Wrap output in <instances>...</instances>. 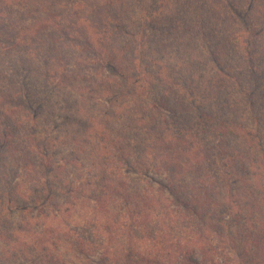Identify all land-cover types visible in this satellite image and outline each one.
I'll use <instances>...</instances> for the list:
<instances>
[{"label": "trees", "instance_id": "obj_1", "mask_svg": "<svg viewBox=\"0 0 264 264\" xmlns=\"http://www.w3.org/2000/svg\"><path fill=\"white\" fill-rule=\"evenodd\" d=\"M29 1L0 0V54H9L27 39V34H37L40 26L51 22L42 14L31 24L24 22L23 15L17 18L14 6ZM73 7L85 9L78 1ZM228 9L230 17H234L233 3H228ZM84 21L76 18L75 26ZM88 29L86 36L91 35V39L87 42L100 47L96 53L101 52L97 57L101 66L92 72V79L84 77L93 84L90 97L84 95L87 88L71 87L83 96L76 106L65 108L69 112L67 122L75 127L73 132L61 130V134L51 133L47 139L35 140L31 131L25 145L23 141L18 143L16 133L28 125L35 103L30 100L35 96L28 83L15 80L12 74L9 79L7 70L0 71V179L7 184L3 189L0 184V189L12 197L36 190L39 197L34 200L37 212L28 211L29 215L22 216L19 225L12 228L4 219L10 218L13 207L10 205L5 214L3 203L0 227L5 234L1 232L0 237L8 239L5 245L9 252L5 255L28 259L39 252L48 260L67 253L76 257L73 264H83L82 257H97L100 264H264V204L258 202L263 205V214H259L261 218L255 220L254 226L257 202L252 192L233 188L231 174L224 170L216 171L218 181H212V154L198 145L205 141L200 134L206 132L240 136L249 145L264 148V128L260 123L264 119L254 116L252 122H242L247 117L239 115V120L234 116L218 124L209 121V125L206 120L213 115L198 112L195 103L186 108L188 103L180 96H156L153 82L147 83L156 78L158 71L153 70L152 63L139 69L137 48L127 65L123 51L128 46L111 45L110 24L95 28L91 25ZM127 33L135 41L140 32ZM250 33L249 28L232 31L227 42L238 49L247 47ZM221 45L217 44L216 49ZM187 69L192 71L191 66ZM263 69H245L249 70L243 91L248 107L243 108L245 113H258L260 105L255 96L264 99ZM11 71L17 73L15 67ZM216 73L219 85L234 78L224 70ZM76 77L83 78L79 74ZM61 78L63 84L71 77L65 74ZM141 79L150 86L147 95L138 93L144 87ZM130 83L134 86L129 96L133 104L125 102L129 98L123 90ZM122 98L126 99L122 102ZM90 101L109 105V109L92 114V110L86 111ZM236 152L229 158L219 152L221 159L229 161L225 167L234 163L231 158L236 157ZM69 168L74 170L71 179L63 176ZM152 174H165V178L158 180ZM50 175L60 179L63 189L57 193L64 194V198H55L56 190L47 179ZM3 200L0 197V203ZM237 220H243L242 234L236 231L235 225L240 222Z\"/></svg>", "mask_w": 264, "mask_h": 264}, {"label": "rangeland", "instance_id": "obj_2", "mask_svg": "<svg viewBox=\"0 0 264 264\" xmlns=\"http://www.w3.org/2000/svg\"><path fill=\"white\" fill-rule=\"evenodd\" d=\"M40 1L42 3L38 4L37 0H30L23 6H14L17 7L14 11L18 14L17 18L19 15H23L24 22L31 24L37 15L42 14L51 22L48 21L40 26L37 34H27V39L20 42L9 54H0V71L7 70L9 79L12 74L15 80L28 83L35 96L33 100H30L35 103L30 111L31 117L27 118L28 125L25 129L19 128L16 133L18 143L23 141L25 145L31 131H33L35 140L45 137L47 139L48 134L51 133L61 134V130L73 132L75 127L70 125L71 122H67L69 112L65 108L76 106L77 101L83 96L81 97L79 92L76 89L72 90L71 87L87 88L83 92L86 97H90L89 90L93 84L87 83L84 77L92 79V72L101 66V62L97 60L101 52L96 53L100 47L95 48L88 43L91 39V35L89 38L86 36L87 31L90 33L88 26L92 25L95 28V26L101 27L107 23L113 28V31L109 32L111 39L113 38L111 45L118 44L120 46L122 43H126L128 46L123 51L127 65L131 63L134 48H137L136 57L139 56L137 59L139 69H146L152 63L153 70L158 71L156 78L147 84L153 82V91L159 99H163L165 96L168 98L174 94L184 98L181 100L186 99L185 102L188 103L185 105L186 108L191 107L189 103H195L199 107L198 109L194 107L195 110L206 111L213 115L210 120L209 118L206 120L209 125V121L218 124L219 121L228 117L235 116L239 120L241 118L238 117L239 115L247 117L246 120L242 119V122H252L254 116L257 119H264V99L255 96L257 104L260 105L257 109L258 113L252 111L250 114L249 111L245 113L244 109L248 107L245 106L247 97L243 93L249 78V70L245 69H251L253 66L257 70L264 68V63H261L264 62V0ZM76 1L85 9L74 8L73 3ZM229 2L234 5V17H230ZM62 17L63 19L56 22ZM76 18H82L85 21L79 26H75ZM238 22L240 24L237 26ZM247 28L251 32L247 47L238 49L231 45V42H227L230 32L245 31ZM123 29L127 32L140 33L134 41L133 37ZM228 30L230 31L227 32ZM220 42L222 47L216 49ZM188 66H191L192 71L187 69ZM14 67L17 73L11 71L14 70ZM104 69L110 72L109 68ZM218 70L229 72L234 78L231 77L232 81L224 84L221 82L223 85H219L216 82L217 79L214 78ZM65 74L71 78L62 84L60 83L61 77ZM76 74L83 78H77ZM141 83L144 87L139 88L138 93L147 95L150 86L145 84L143 79H141ZM168 86L172 88H168ZM0 89H2L1 86ZM133 89L132 83L123 87L129 99L122 98L120 101L123 102L126 99L125 102L133 104L132 97H129ZM155 94L154 97H156ZM96 104L93 101L87 103L88 110L86 111L92 110V114H99V109H109V105ZM95 111L97 113H94ZM75 117L82 119L81 116L75 115ZM161 118L163 117L157 120H161ZM260 123L264 128V121L260 120ZM84 129L85 127L81 130ZM200 136L205 137V141L200 139L198 145L203 146V149L208 148L209 154L211 153L213 157L211 159L213 161H208L215 164L212 177L209 175L210 179L217 182L218 178L215 179V172L224 170L231 174L233 188L241 192L242 190L252 192V196L255 197L253 200L257 202L253 209L255 215L253 224L256 226L255 220L261 218L260 213L263 214V205H259L258 202L264 204V148L251 146L247 140L240 136H223L222 134H206V132L201 133ZM234 150L237 151L236 157L231 158L234 163L225 167V163L229 162L225 159L229 158V154L233 155ZM219 152L224 153L227 158L221 159ZM165 174L152 175L156 176L158 180H163ZM65 175H68L70 179L73 178L74 170L69 168L67 174L63 176L65 177ZM222 177L226 179L228 175L222 174ZM47 179L51 181L49 186L56 190L55 198H64V194L57 193L63 189L58 183L60 179L54 178L52 175ZM4 181L1 177L2 189L7 185ZM190 181L192 182L193 179L191 178ZM245 181H248L250 185H247ZM37 194L36 190H32L29 193H19V197H12L4 195L0 189V197L4 199L0 203V213L4 202L3 212L5 214L10 205L13 207V214L10 218L4 219L9 228L17 227L21 217L29 215L28 211L37 212L34 204V200L39 198ZM48 195L46 194V196ZM31 205L35 207L28 209ZM237 221L240 222L235 225L236 231L238 234H242L244 233L243 220ZM3 230L0 227V234L4 233ZM7 240L5 237H0V264H65L63 261L66 264H73L72 261L76 258L72 254L65 253L66 255L63 254L59 258L54 256L46 260L41 257L42 254L39 252H37L39 255L28 259L16 258L9 253L5 255L6 251L9 252L5 245ZM2 254L5 255L4 258H1ZM236 258L238 260L239 253ZM92 259L88 260L82 257L83 264H100L101 262L97 257ZM41 260L44 262L42 263Z\"/></svg>", "mask_w": 264, "mask_h": 264}]
</instances>
